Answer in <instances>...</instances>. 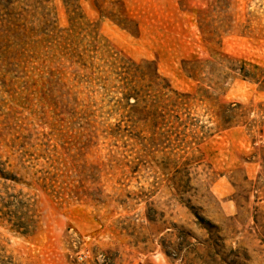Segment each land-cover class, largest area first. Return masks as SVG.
<instances>
[{
  "label": "rangeland",
  "instance_id": "obj_1",
  "mask_svg": "<svg viewBox=\"0 0 264 264\" xmlns=\"http://www.w3.org/2000/svg\"><path fill=\"white\" fill-rule=\"evenodd\" d=\"M121 59L211 136L148 146ZM237 60L264 69V0H0V264H264V93Z\"/></svg>",
  "mask_w": 264,
  "mask_h": 264
},
{
  "label": "trees",
  "instance_id": "obj_2",
  "mask_svg": "<svg viewBox=\"0 0 264 264\" xmlns=\"http://www.w3.org/2000/svg\"><path fill=\"white\" fill-rule=\"evenodd\" d=\"M230 63H234V65L226 67L229 78L240 79L242 82L253 84L257 91L264 93L263 68L239 60ZM118 65L112 64L113 69H120V73H116V75H127L121 78L123 87L127 89L123 101L126 104H128L129 99L134 101L135 107L133 108L139 110L138 113L140 114L138 123L141 124V132L148 133L146 140L148 146L155 148L161 145L164 140L171 141L173 138L177 148L192 149L211 136L208 131H205V127L198 125L197 120L191 117L188 108H186L188 100L191 98L190 95L171 90L167 83L163 84V80H160L156 73L147 74L141 64L135 65L130 60L121 59ZM194 65L196 66L195 69L191 70L185 67L183 69L188 76L196 78L195 74L201 72L202 69L199 65L202 64L196 61ZM145 81L148 85H145ZM217 108L215 127L218 131H225L232 127V119L237 116L234 108L249 112L240 104H236L234 107L230 104L227 106L218 105ZM233 112L234 116L232 115ZM261 112L264 116V112ZM120 132V125L110 126L108 135L119 137ZM2 174L0 173L2 179H8Z\"/></svg>",
  "mask_w": 264,
  "mask_h": 264
}]
</instances>
